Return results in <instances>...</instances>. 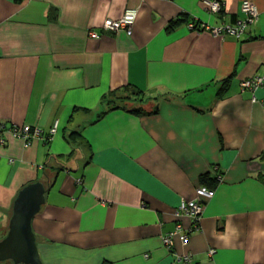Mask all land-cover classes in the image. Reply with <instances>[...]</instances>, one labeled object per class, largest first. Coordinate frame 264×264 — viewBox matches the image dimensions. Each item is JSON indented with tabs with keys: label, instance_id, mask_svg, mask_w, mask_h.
<instances>
[{
	"label": "crops",
	"instance_id": "obj_1",
	"mask_svg": "<svg viewBox=\"0 0 264 264\" xmlns=\"http://www.w3.org/2000/svg\"><path fill=\"white\" fill-rule=\"evenodd\" d=\"M217 1L219 14L205 0H0V240L21 190L40 182L43 264H264V85L241 86L264 77V0ZM245 1L257 20L240 38L216 35L247 18ZM130 9V34L104 30ZM127 86L147 113L130 101L97 119ZM55 124L49 143L9 133ZM201 186L215 196L200 230L167 247Z\"/></svg>",
	"mask_w": 264,
	"mask_h": 264
},
{
	"label": "built area",
	"instance_id": "obj_2",
	"mask_svg": "<svg viewBox=\"0 0 264 264\" xmlns=\"http://www.w3.org/2000/svg\"><path fill=\"white\" fill-rule=\"evenodd\" d=\"M208 10L212 14H219L222 9L221 1L217 0H205ZM243 11L247 14V18L244 21H239L234 25L224 26L214 31L216 35H230L240 38L246 31L249 25L253 24L258 18L257 8L250 2L245 1L243 4ZM137 17V10H127L124 16L120 20H107L103 27L107 32H119L122 30L131 33V29L134 26ZM189 27L196 29L198 26L190 24ZM201 27V26H200ZM93 38H97L98 34L92 33ZM264 85V77H257L251 80L242 82L241 86L245 89L255 90ZM57 124L51 128L50 133L46 136L40 128H33L29 125L21 128H12L9 133L18 139L22 140L25 146H29L32 139H40L43 141H51L53 136L57 133ZM4 132L0 130V146H4L6 139L3 137ZM215 196V191L208 189L207 187H198L195 191V198L191 200H182L179 204L175 216L177 218H188L191 222L189 228H185L183 224L178 223L175 230L166 235L163 239L164 244L167 247H173L175 239H178L183 245L189 243L190 235L192 232L200 230L199 222L203 214V206L206 200H211ZM209 255H213V251L209 252ZM185 260L188 262L189 257Z\"/></svg>",
	"mask_w": 264,
	"mask_h": 264
},
{
	"label": "water",
	"instance_id": "obj_3",
	"mask_svg": "<svg viewBox=\"0 0 264 264\" xmlns=\"http://www.w3.org/2000/svg\"><path fill=\"white\" fill-rule=\"evenodd\" d=\"M46 202V189L40 182L26 186L13 207L6 236L0 240V262L43 264L32 223Z\"/></svg>",
	"mask_w": 264,
	"mask_h": 264
},
{
	"label": "trees",
	"instance_id": "obj_4",
	"mask_svg": "<svg viewBox=\"0 0 264 264\" xmlns=\"http://www.w3.org/2000/svg\"><path fill=\"white\" fill-rule=\"evenodd\" d=\"M17 1H20V0H17ZM186 17H184L182 15V17L179 19V20H176V21H172L170 23V26H169V30H172L174 29L176 26L184 23L186 21ZM230 80H231V77L229 78H226L224 80V83H223V88L221 90V93L219 94L220 96L222 95V92H224L226 90V87L227 85L230 83ZM127 90L130 92V93H133L132 97H121L122 95V91L124 93L127 92ZM121 92V93H120ZM118 93H120V97L118 95ZM123 96V95H122ZM138 97V98H137ZM130 101H133V102H138V103H146L147 100H145L144 98V94L142 92H140L139 90L133 88V87H125V89H119V90H115L114 92H112L111 94H109L108 96H105V98L103 99V103L105 104V106L107 107L103 112H101L97 119H100L102 118L103 116H105L108 112H111L113 110H117V109H124L127 107V105L125 104V102H130ZM77 109H75L76 111ZM132 112H134L135 114H144V113H147L144 109L142 108H136V109H133ZM83 138L82 137V134L80 132H73V133H70L67 137H66V140L71 143L72 145H76V141H77V138ZM84 139V138H83ZM50 141H46L45 143H49ZM76 149V147H75ZM75 151V150H74ZM73 151V152H74ZM205 187V186H204ZM208 188V187H207ZM210 189V188H208Z\"/></svg>",
	"mask_w": 264,
	"mask_h": 264
},
{
	"label": "rangeland",
	"instance_id": "obj_5",
	"mask_svg": "<svg viewBox=\"0 0 264 264\" xmlns=\"http://www.w3.org/2000/svg\"><path fill=\"white\" fill-rule=\"evenodd\" d=\"M125 104H126L127 106L132 107L131 105H129L130 103L125 102ZM136 107H137V106H136ZM146 107H147V104H145V103H143L142 106H139V108H143V109H145ZM0 264H13V262H11V261H6V262H0Z\"/></svg>",
	"mask_w": 264,
	"mask_h": 264
}]
</instances>
